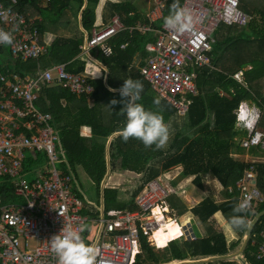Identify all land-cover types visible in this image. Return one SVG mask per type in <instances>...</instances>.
Here are the masks:
<instances>
[{"label":"trees","instance_id":"1","mask_svg":"<svg viewBox=\"0 0 264 264\" xmlns=\"http://www.w3.org/2000/svg\"><path fill=\"white\" fill-rule=\"evenodd\" d=\"M182 1L178 0L179 6ZM137 2L139 0H109L106 3V10L109 16L118 15L126 27L135 26L137 23L148 24L147 13L153 4L145 12V8ZM174 2L175 0L166 1L163 20L154 23L155 28L164 23V18L169 15ZM98 4L99 0H50L45 6H41L39 0H17L15 7L17 11L41 19L37 29L40 44L45 47V52L38 60L11 61V66L5 67L6 69L0 65V73L6 76L16 73L24 77L35 74L38 69L65 65L66 71L82 74L85 61L80 58L79 46L84 42L85 33H89L94 27ZM240 9L250 17V21L244 28L237 25L231 28L220 27L214 34L215 43L208 53L210 65L195 69L197 95L191 97V104L183 117H179L175 109L160 98L140 75L139 70L148 57L145 47L155 41L152 32L141 34L138 31L132 33L122 31L107 40L109 55H104L100 47L90 51V57L100 64V69L106 77L105 81L90 80L94 88L92 95L77 96L60 86H55L56 84L54 86L43 84L38 91L35 104L40 110L52 116V125L58 134L61 147L65 150L60 161H66L69 165L67 173L72 179L76 180L75 169L81 167L99 188L106 174L107 154L111 167L142 175L140 185L134 193L142 190L147 182L159 178L161 173L175 167L181 169L178 179L191 178V183L201 189L203 179L210 176L216 179L223 189L221 202H215L206 196L190 209L182 200L170 197L168 199L170 209L176 210L179 216L189 212L197 217L206 226V234L194 241L185 240L183 237L173 240L171 236L179 231V226L176 222L170 221L153 233L155 245L158 247L165 246L173 240L169 243V249L158 253L150 248L146 238L140 236L143 257L137 254L134 264L194 261L235 253L243 240L248 222L264 210V162H259L254 164V168L256 187L262 195V200L255 202L246 212L238 214L245 218L247 226L239 229L231 227L233 232H237L238 239L232 241L228 249L225 235L217 231L211 222L213 217L219 214L229 224L230 217L234 215L233 209L238 204L235 183L244 171L252 166L240 165L232 154H244L252 148L264 152L260 146L249 149L240 146V140L247 135V131L236 125L234 114L242 102L254 105L261 114L257 129L264 130V0H241ZM68 12L70 16L66 18ZM78 14L80 15L78 24L81 28L76 25L70 36L57 35L50 45L44 44L42 39L45 33L54 30L68 31L66 28L72 26V19L77 18ZM74 24H77V21ZM123 44H126L124 49L121 48ZM239 71H242L243 83L232 77ZM128 78L139 80L143 84L144 90L137 103L142 104L146 110L160 112L164 122L169 126L175 124L176 119L180 121V126L177 125L175 128L170 126V139L163 149L156 150L153 145L147 152L141 141L129 139L124 142L120 135L112 138L106 149L109 137L119 133V129L125 124V117L119 115L124 98L120 96L119 91L113 92L109 89L120 90L119 86L122 87L124 80ZM119 83L120 85H117ZM2 86L0 83V90ZM87 99L94 100V106L89 107ZM104 99L121 101L114 106L111 102L108 104L111 119L107 123L97 119L96 105ZM156 99L160 101L158 106L154 103ZM65 117L70 119L66 122ZM82 127L90 128L89 138L80 134ZM58 147L57 143L56 148ZM35 161L45 162V157H38V154L33 153L26 155L23 163L26 173L33 171ZM177 181L173 182V186H176ZM228 188L232 189L231 193L228 192ZM3 192L0 188V194ZM78 195L84 207L88 206L79 192ZM178 195L185 194L182 190ZM91 210L84 209L82 212L87 214ZM262 232L264 216L251 231L243 252V257L250 264H264V257L260 260L255 257L258 247L263 242ZM136 250L141 251L139 245ZM207 264L238 263L234 259H228Z\"/></svg>","mask_w":264,"mask_h":264},{"label":"built area","instance_id":"2","mask_svg":"<svg viewBox=\"0 0 264 264\" xmlns=\"http://www.w3.org/2000/svg\"><path fill=\"white\" fill-rule=\"evenodd\" d=\"M49 1L39 0V3L45 6ZM166 1H153L147 13L148 24L126 27L118 15H113L105 28L92 29L79 49L83 56L90 55L97 47L104 55H109L110 49L105 44L117 33L152 32L155 41L145 47L148 57L140 68V75L182 117L191 104V97L197 95L195 69L210 65L208 53L215 43L214 34L220 27L244 28L250 17L240 9L241 0H183L180 7L191 13L193 27L190 31L174 33L166 29L164 23L158 28L153 26L163 20ZM16 5L17 0H0V29L13 36V43L6 45L9 54L15 60H38L45 52L37 29L41 19L17 11ZM4 45L0 44V48ZM232 77L243 83L242 71ZM91 79L89 75L66 71L65 65L38 69L34 76L0 73L3 84L0 90V179L10 182V200L15 198L20 202L19 205L4 204L0 196V264H57L48 242L60 233L64 224L82 228L80 235L86 239L84 203L75 192L71 177L56 168L58 136L52 126V116L35 103L36 92L43 84H56L74 95L90 96L94 92ZM234 114L237 126L247 131L241 146L244 149L260 146L264 150V130L257 129L259 111L241 103ZM28 153H42L45 157V163L31 173L23 168ZM26 174L30 180L25 178ZM235 187L238 204L247 202L248 209L262 200L256 187L254 166L244 171ZM170 192L159 181H150L135 197L136 211H108L96 220L98 230L92 241L96 264H134L135 256L141 253L134 251L135 243L139 245L140 236L149 237L162 226L164 211L160 218L152 212L156 207L165 209ZM30 242H34V246L30 247ZM262 255L264 245L259 248L258 259Z\"/></svg>","mask_w":264,"mask_h":264},{"label":"crops","instance_id":"3","mask_svg":"<svg viewBox=\"0 0 264 264\" xmlns=\"http://www.w3.org/2000/svg\"><path fill=\"white\" fill-rule=\"evenodd\" d=\"M108 1L109 0H99V4H98V6L96 8V12H95V14H96V21H95L94 27L92 29H94V28H96V29H103V28H105L109 24L110 19H111L112 16H109L108 13H107V10H106V3ZM69 16H70V12H68V14H66V18H69ZM78 20H80V15L79 14H78L77 18L72 19V24H71L72 26L66 28L68 31H66V30H64V31H62V30H54V32H51V33L50 32H47V33H45L43 35V42H45L46 45H50L54 41V39H55V37L57 35L58 36H70L71 35V32H72V29H73L74 26L77 25L79 28H81L80 27V24H78ZM75 21H77V24H74ZM89 33H85V36L88 35ZM84 40H85V37H84ZM1 49L2 48H0V50ZM80 58L84 59V61H85L84 72L82 74L89 75L91 78H93L95 80H99V79H103L104 81L106 80V77H105L104 72L100 69V66H99L100 64L96 60H93L92 57H90L89 54L86 55V56H83L80 53ZM11 60L12 61H20V60H15V59H12V58H11ZM42 70H45V69H42ZM117 85H120V83L117 84ZM55 86H58V85H55ZM119 87L121 88V85ZM38 91L36 92L37 96H38ZM116 91H119V90H116ZM87 101L89 102L88 103V106L89 107L94 106V100H91V99L88 100L87 99ZM110 102L111 101L109 99H104L100 104H97L96 105V107H97L96 110L98 111L97 119L100 122L107 123L111 119L109 117V114H108V104ZM242 103H245L249 108H253V109L258 110L252 104H249L247 102H242ZM62 105H65V104H62ZM260 118H261V114H260ZM260 118L258 120L257 126H258V124L260 122ZM69 119H70L69 117H65L66 122ZM236 125H237V121H236ZM58 133H59V131H58ZM80 134L83 137H88L89 138L91 136V130H90L89 127H82V128H80ZM118 135H120V134L119 133H115L111 137H109V139L106 142V149H107V146H108L109 142L111 141V139L114 138L115 136H118ZM57 136H58V134H57ZM245 137H242L241 139H243ZM58 141L56 142V146H57V143L59 145L58 149L56 148L57 153L63 154V152H65V150L61 147L60 140H58ZM149 150H150V148H145V151L149 152ZM58 151H60V152H58ZM33 154H38V157L39 156L44 157V154H42V153H33ZM105 160H106V174H105L103 180L100 183V187H101V206H96L95 210L92 209L89 213L86 212L87 214L82 213L84 215V217L86 218V222L84 224V231H85V237H86V239L84 240V242L88 246H90V247H93V242L92 241L94 240L95 231L98 230L97 223H96L97 221L96 220H98L102 215L105 216V213L108 212V211H132V212L136 211V206L134 204V200H135V197L141 192V190H140L138 193L137 192L134 193L136 191V189L138 188V186L140 185V182L142 180V175L141 174H136L134 172H130L129 170H127V171H125V173H129V174H133L134 175L133 180L130 181L129 183L125 184V185H122V184L121 185H115L116 183H118V181H115V182L114 181H111V180H114L113 176H115L116 173H120V172H124V171L118 170L119 169L118 167L117 168L116 167H111L110 166V163H109V157H108L107 154H106ZM150 164H151V160H149V165ZM39 165H41V164H39L38 162H36L35 163V166L33 168V171ZM64 173H67V172H64ZM164 173H166V172H163L160 175H162ZM67 174L71 177V175L69 173H67ZM160 175H159V177H160ZM30 179H31V177L27 178V180H30ZM71 180H72V186H73L75 192L78 194V191L76 190V187L73 185V182L76 181V180L75 179H72V177H71ZM0 184H2L1 187H0L1 190L4 191L3 194H0V196L2 198V203H4V204L5 203H9L7 200H10V196H9L10 193H11V191H10V182L7 181V180H5V179H0ZM164 186L166 188H168L170 191H171V187L173 188L172 185H171V187H167L166 185H164ZM117 190H119V192ZM220 194H221V199H220V202H221L222 199H223V197H222V195H223V189L222 188H221V193ZM105 196L108 197L109 202L111 201L107 205L106 209H105L104 204L102 206V200H104V197ZM171 196H174V195H171ZM200 201L201 200H198V202H200ZM198 202L196 201L195 204H197ZM186 206H187V204H186ZM84 209H88V211L90 210L89 206L84 207L83 210ZM85 211H87V210H85ZM188 214L190 215V220L183 219L184 216H182V219H181V216H179V218L184 222L183 223V225H184L183 231H184L185 237H184V235H181L182 232H181V229H180V226H179V231L175 232L174 235L171 236V239L173 238V240H175V239H178L181 236L185 240L194 241L197 238H200V237H202V236H204L206 234V226L204 224H202L197 217L193 216L191 213H188ZM194 219L197 222L196 229L198 230V233H199L198 235H196L194 233V230H193V228L191 227V224H190V221L191 220H194ZM212 220L213 221L215 220L218 229L216 228V226L214 224H213V227L215 229H217V230L220 229L222 231V233L225 235V237L227 239V249H228L229 248V245L231 244V242L232 241L235 242L238 239L237 232H233L232 229H231V226L219 214L217 216H214ZM212 220H211V222H212ZM249 222H248V224H249ZM86 225H88L87 228L85 227ZM247 229H248V227H247ZM245 234H246V232H245ZM245 234H244V237H243V240H242V242L240 244L239 249L241 248V246L243 244V241L245 239ZM263 235H264V232L261 233V237L263 239V242L258 247V251H259V248L262 245H264V237H263ZM250 236H251V234H250ZM144 238H146V242L148 243V245L150 246V248H153L154 250H156V252L161 253L157 249L158 246L156 247L155 241H153V240L150 241V238L149 237H144ZM173 240H171V241H173ZM171 241H169L166 244V246L168 245V247L163 246L164 247V250H166V249L168 250L169 249V243ZM139 247H140V250H141V253H139V254L142 255V257H143L142 248H141L140 244H139ZM239 249L235 253H237L239 251ZM244 249L241 252L240 257H236V258L239 259V260H237V263L238 264H241L242 262L243 263L250 264L243 257ZM258 251L256 252V256L255 257H256L257 260H260V259H262L264 257V255H262L261 258L258 259ZM135 252H139V251L135 250ZM162 252H165V251H162ZM232 254H234V253H232ZM227 255H230V254H227ZM223 256H225V255H223ZM216 257H219V256H216ZM210 258H213V257H210ZM240 258H241V260H240ZM206 259H208V258H206ZM233 259L234 258H232L231 260H233ZM200 260H204V259H200ZM194 261H197V260H194ZM217 261H219V260H217ZM177 262H183V261H171V262L162 263V264H172V263H177ZM209 263H211V262H209Z\"/></svg>","mask_w":264,"mask_h":264},{"label":"clouds","instance_id":"4","mask_svg":"<svg viewBox=\"0 0 264 264\" xmlns=\"http://www.w3.org/2000/svg\"><path fill=\"white\" fill-rule=\"evenodd\" d=\"M164 27L174 33L190 31L193 27L192 15L181 8L178 0H175L169 15L164 18ZM12 43V33L0 29V44L11 45ZM143 90L141 81L133 80L132 78L124 80L119 90L120 96L124 98L123 107L119 115L125 117V124L123 128L119 129V134L124 142L129 139H136L141 141L146 148H151L155 145L156 150L163 149L170 139L169 125L164 122L163 115L160 112L146 110L142 104L137 103ZM109 91L114 92L116 90L109 89ZM120 102L113 99L111 105L114 106ZM154 103L158 106L160 103L159 99H156ZM156 180L158 181V179ZM165 208H167V205H165ZM247 209V202H241L234 207V215L229 219L231 227L239 229L247 226L245 218L238 215L246 212ZM167 214L168 211L162 215L165 220L170 219ZM82 230V228H74L71 224H64L60 233L51 237L48 244L51 252L57 258V264H96L95 249L84 242L80 235Z\"/></svg>","mask_w":264,"mask_h":264},{"label":"rangeland","instance_id":"5","mask_svg":"<svg viewBox=\"0 0 264 264\" xmlns=\"http://www.w3.org/2000/svg\"><path fill=\"white\" fill-rule=\"evenodd\" d=\"M154 1V0H153ZM139 3L142 7L145 8V12L146 10H148L149 8H151L153 2H151V0H139ZM230 36V35H228ZM0 65L5 68V67H10L11 66V57L9 54V50L8 47L6 45H4L2 47V49L0 50ZM6 69V68H5ZM249 69V68H248ZM31 76H34V74H32ZM175 124H171L170 126L172 128H175L177 125L180 126V121L178 119L175 120ZM169 126V128H171ZM241 141L240 140V146H241ZM242 147V146H241ZM255 151V152H254ZM232 157L234 159H236V161L240 164V165H252L254 166L255 163H259V162H264V152L260 151L258 148H252L250 151L245 152L244 154H232ZM58 158L60 161L61 158V154L58 153ZM39 164H44V161H38ZM56 168L58 171L60 172H67L69 169V165L66 163V161L63 162H57L56 163ZM180 168L175 167L174 169H171L169 171H167L166 173L160 175V177L158 178V181L163 184L166 185L167 187H171V185L173 186V182L177 181V185L173 186V188L171 187V194L174 195V197L176 199L182 200L184 203L187 204V208L190 209V207H192L193 205H195L196 201L198 202V200H201L202 198L208 196L211 199H213L216 202H220L221 199V186L219 185L218 181L216 179L211 178L210 176H206L203 179V185L202 188H198L196 187L194 184L191 183V178H185V179H178V175L180 172ZM76 177V181L73 182V185L76 187V190L80 193V195L82 196V198L84 199L85 202H87V205L89 206V208L91 209H95V206H101V187L97 188L95 183L93 181H91L86 174L83 172L81 167H77L75 169V175ZM26 179L29 178L30 176H25ZM114 180L111 181H118V183H116L115 185H125L127 183H129L130 181L133 180L134 175L133 174H129V173H125V172H120V173H116L115 176H113ZM237 183V182H236ZM235 183V185H236ZM184 192V196H180L178 195L179 191ZM119 192V190H117ZM173 197V196H171ZM170 198V197H169ZM10 203H15V204H20V202H18L17 199H12V200H7ZM111 202V201H110ZM109 199L107 196L104 197V200H102V206L104 204L105 209L107 207V205L110 203ZM169 200L166 201V205H167V209H168V214L167 216L170 217L171 220H173L174 222L177 223L178 226H180L181 235H184V231H183V219L185 220H190V215L188 214L189 212L184 213L183 215H181V219L179 218V215L177 214L176 210H171L170 209V205H168ZM178 215V216H177ZM191 227L194 230V233L196 235H198V230L196 229L197 226V222L196 220H191L190 221ZM212 224H214L217 228V224L215 222V220H212ZM86 228L88 227V225L85 226ZM218 229V228H217ZM219 232H222L220 229L217 230ZM185 237V235H184ZM244 242V241H243ZM30 247L34 246V242H30ZM157 247V246H156ZM165 247H168V245ZM136 249V247H135ZM157 249L162 252V251H167L164 250V247H157ZM164 261L166 259H163ZM235 262H237L236 260H239L238 258H234Z\"/></svg>","mask_w":264,"mask_h":264},{"label":"water","instance_id":"6","mask_svg":"<svg viewBox=\"0 0 264 264\" xmlns=\"http://www.w3.org/2000/svg\"><path fill=\"white\" fill-rule=\"evenodd\" d=\"M263 216H264V210L259 212V213H257L254 216V218L249 222L248 229H247L246 234H245L244 242H243L241 248L239 249V251L237 253L230 254V255H225V256L208 258V259H204V260L183 261V262H177V263H172V264H206V263L217 261V260H228V259H232V258H235V257H240L241 252L246 247V244H247V242H248V240L250 238L251 231L253 230V228L256 225V223L258 222V220L261 217H263Z\"/></svg>","mask_w":264,"mask_h":264},{"label":"bare ground","instance_id":"7","mask_svg":"<svg viewBox=\"0 0 264 264\" xmlns=\"http://www.w3.org/2000/svg\"><path fill=\"white\" fill-rule=\"evenodd\" d=\"M162 211H164V212H166V211H168V209L167 208H165L164 210H161L160 208H158V207H156V208H154L153 209V215L156 217V218H160L161 217V213H162ZM170 221H173V220H165V221H163V224H162V226L160 227V228H162V227H164V226H166V224L168 223V222H170ZM159 228V229H160ZM158 229V230H159ZM149 238H150V241L151 240H153L154 241V237H153V234H151L150 236H149ZM135 247H136V249L138 248V243H135ZM135 248H134V251L136 250Z\"/></svg>","mask_w":264,"mask_h":264}]
</instances>
